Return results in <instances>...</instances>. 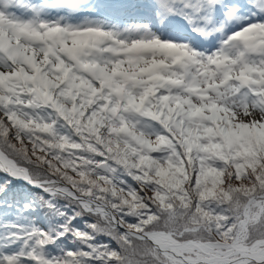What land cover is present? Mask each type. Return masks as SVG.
Segmentation results:
<instances>
[{
	"label": "snow or ice",
	"instance_id": "obj_1",
	"mask_svg": "<svg viewBox=\"0 0 264 264\" xmlns=\"http://www.w3.org/2000/svg\"><path fill=\"white\" fill-rule=\"evenodd\" d=\"M0 264H264V0H0Z\"/></svg>",
	"mask_w": 264,
	"mask_h": 264
}]
</instances>
